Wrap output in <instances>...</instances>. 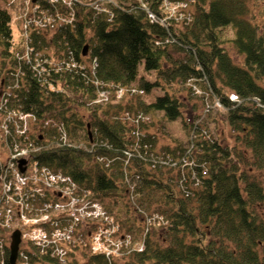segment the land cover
Listing matches in <instances>:
<instances>
[{
	"label": "trees",
	"instance_id": "16d2710c",
	"mask_svg": "<svg viewBox=\"0 0 264 264\" xmlns=\"http://www.w3.org/2000/svg\"><path fill=\"white\" fill-rule=\"evenodd\" d=\"M41 1L37 0L40 9L35 14L42 25L25 39L31 58L17 61L15 53L20 50L14 46L11 5L0 0V89L10 91L7 107L55 116L66 123L72 139L92 138L101 145L94 150L96 155H115L119 160L106 167L94 160L95 154L60 146L55 140L34 154L37 160L71 175L138 238L144 219L135 213L137 207L133 212L126 204L121 181L122 150L137 147L132 150L134 163L128 166L140 177L136 200L149 218L154 217L152 212L161 213L167 224L156 228L153 220L146 226L152 232L145 236V247L130 252L128 264H264V181L257 174L264 171V29L251 17L252 0H194L178 20L164 0H116L117 6L109 5L112 17L89 7L90 0H75L70 7ZM228 29L232 35H227ZM227 43L243 56L241 64L233 60ZM40 53L44 63L38 60ZM140 65L154 72V81L138 76ZM49 84L63 85L70 95L52 91ZM133 84L145 92L160 87L163 94L151 102L131 96L126 104L122 100L98 105L88 109L87 119L76 109V94L87 101L96 99L99 90ZM178 86L205 109L208 102L220 103L214 111L224 109V120L236 134L235 145L222 144L210 131L216 114L197 121V108L194 120L184 116L186 105L177 95ZM231 93L237 100L230 98ZM124 111L131 112L127 118L140 111L144 116L162 112L169 120L181 117L186 132L196 127L200 185L192 195L186 197L180 189L177 170L141 156L158 150L155 135L148 132L153 121L145 124L138 119L130 126L121 118ZM182 145L178 142L176 148ZM174 149L161 148L166 153ZM8 253L7 249L6 264ZM41 257L58 264L48 254ZM117 260L98 254L84 264H118Z\"/></svg>",
	"mask_w": 264,
	"mask_h": 264
},
{
	"label": "built area",
	"instance_id": "2783aa9c",
	"mask_svg": "<svg viewBox=\"0 0 264 264\" xmlns=\"http://www.w3.org/2000/svg\"><path fill=\"white\" fill-rule=\"evenodd\" d=\"M49 1L63 2L69 6L75 2V0ZM193 1L186 0V2L178 1L174 3L170 0H164V6L171 12V15L177 14V17L181 19L185 15V12L181 11L186 10L190 6L189 3ZM112 3V0H98L90 6L99 12H110L109 4ZM150 17L154 18V15L150 13ZM26 37L27 35L25 39ZM30 50L26 41V44L22 46V50L17 52V60L20 61L23 58L30 60ZM39 62L44 63V59L42 61L39 60ZM42 69L43 66L39 70L40 73ZM122 89L116 88V92ZM106 91L108 89L98 91L96 102H102L100 101V96L102 98L106 97V94H109V91ZM128 91L137 92L132 88ZM196 92L200 93V91ZM230 98L237 100V96L234 93L230 94ZM7 102L8 98L4 94L0 101V141L2 142V149L6 152V157L0 166V264H5V246L9 240L7 231L16 226L21 229L22 238L26 243L25 248L20 252L19 264H33L31 262L32 255L36 254L41 257V255L46 253L51 258L57 257L64 261L67 255V247L72 244V241L76 240L72 238V235L73 230L79 225L77 222L81 218H89L88 214L94 212L91 208L98 209V205L88 201L83 194H75V184L71 177L54 172L35 159L34 154L44 148L43 145L35 144L33 135L36 129L51 126L57 131L60 145H72L68 142L64 124L53 119H40L21 108L10 110L7 107ZM206 105H208L207 108L203 109L202 115L197 121L202 120L204 115L210 112V109L215 110L214 107L219 108L221 106L218 101L215 104L208 102ZM126 116H129V113ZM127 119L134 123L138 119L147 121L148 117L139 112L134 118L130 117ZM196 134V127H194L188 146L176 156L164 153L154 155L149 152L150 157H148L147 153L141 155L146 160H155V164L160 167L178 170L180 174L178 185L186 197L192 195V189H196L200 185L199 174L196 170L198 163L195 161L194 155L197 148L195 144ZM94 146L101 145L100 143H95ZM134 148L122 150L126 165L134 160L133 151L136 150ZM21 158L28 160L25 164L26 173H21L18 169V160ZM202 174L204 176L207 175L203 165ZM125 179L133 192L135 182L127 173ZM55 190H58L59 196H57ZM153 220L158 224L164 223L161 216L149 218L146 215L147 226ZM106 221L108 222L109 219L103 215L100 218V224L104 225ZM35 263L41 264V261H36Z\"/></svg>",
	"mask_w": 264,
	"mask_h": 264
},
{
	"label": "rangeland",
	"instance_id": "374dc122",
	"mask_svg": "<svg viewBox=\"0 0 264 264\" xmlns=\"http://www.w3.org/2000/svg\"><path fill=\"white\" fill-rule=\"evenodd\" d=\"M112 1L116 4V0ZM10 2L15 3L11 4L10 10L13 16L12 31L14 46L16 49L19 48L21 45L23 46L26 44L25 36L29 34V31L31 29L37 28L38 26L42 25V23L39 21V18L35 14L36 11L40 9V4L38 6L37 0H10ZM34 2L36 4H34ZM38 2L42 1L38 0ZM250 9L251 17L254 18L264 29V0H252V2L250 3ZM42 12L43 14H45L43 10ZM45 18L47 21H51L50 18ZM178 19L179 17L176 18V20ZM227 33V35H232L231 29H228ZM226 47L230 52L233 60L241 64L243 61V56L238 54L234 50V48L231 47V44L227 43ZM37 56L40 61L43 60V54L40 53ZM138 76L144 77L148 81L155 80L154 72L146 71L143 65H140L138 68ZM176 88L181 89L179 86ZM128 90V88H123L121 91H118V93L116 92V88H109V94L107 93L106 97L103 98L102 96H100V101H116L120 98L123 99L125 101L124 104H126L127 102H129V98H131V95H134V93L129 92ZM161 94H163V90L160 87H156L151 92H145L142 98L145 102H151L155 99L156 96ZM183 94L186 95V98H183ZM177 95L185 102L186 106L183 108V113L186 118H193L192 116H194L197 112V108H200V111L201 108H203V106L199 105L200 102L191 93L189 95L188 91L187 94H185V91H182L181 89L177 91ZM190 96L192 98H190ZM75 106L77 107L76 109H78L80 114L84 115L85 119L89 118L90 111L87 109V107L82 108L80 106H77V104ZM219 110L220 111H215L216 115H214L213 109H210L211 113L208 112L206 114L207 116H209V118H211V114L217 118V121L215 123H213L212 121L209 122V127L211 128L210 131L216 137H218L220 141H222V144L233 146L237 141L236 134L224 120V116L222 115L224 109ZM150 115L154 124L152 122L151 126L148 127V130L150 131V133L155 135L156 146L158 148H165L168 146L173 149L178 144V142H181L183 145L186 144V138L188 137L189 133L186 132V128L183 124L181 117L174 120H169L164 116L162 112H153L150 113ZM73 139L75 140L70 139V142L72 141L73 145L84 148L89 147V141L84 140L83 138ZM188 144L189 143H187L186 147L188 146ZM257 174L264 181V171L258 172ZM55 191L56 193H58V190ZM91 209H93L94 212L88 214L91 217L89 218V220L94 222L98 218H100L102 210L100 208ZM139 214H142V211H139ZM153 214H156V212ZM90 221L81 218V220L77 222L79 225L77 226V228H75V230H73L72 235V238H75L76 240L72 241V244L70 246L67 245V261H59V264H68L69 260L72 264H84V262L89 259L92 255L98 254H106L107 256L109 255L111 259H118V264H128L129 261L127 257L129 253L132 252L133 249H135V247L131 248L132 246L129 247L128 244H125L121 241L122 237L124 236V232L120 231L119 233H117V230L113 227L103 228V224L100 223L96 230L94 227L95 225L92 224V222ZM88 227H91L90 230H88L87 233H84L85 229ZM13 230L14 229H8L7 235L11 236V234H13ZM84 237L86 242H84ZM135 239V242H137L140 237ZM85 243H87V246L85 245Z\"/></svg>",
	"mask_w": 264,
	"mask_h": 264
},
{
	"label": "water",
	"instance_id": "95a60500",
	"mask_svg": "<svg viewBox=\"0 0 264 264\" xmlns=\"http://www.w3.org/2000/svg\"><path fill=\"white\" fill-rule=\"evenodd\" d=\"M86 47L83 55L86 54ZM20 243V232L18 230L14 231L12 235V242L10 244V256H9V264H16L18 246Z\"/></svg>",
	"mask_w": 264,
	"mask_h": 264
}]
</instances>
